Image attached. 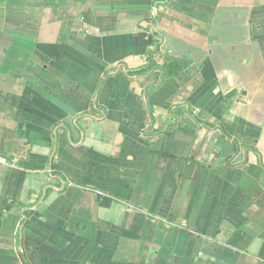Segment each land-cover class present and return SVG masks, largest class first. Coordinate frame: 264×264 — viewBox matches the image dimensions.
<instances>
[{
  "label": "crops",
  "instance_id": "0c3cea01",
  "mask_svg": "<svg viewBox=\"0 0 264 264\" xmlns=\"http://www.w3.org/2000/svg\"><path fill=\"white\" fill-rule=\"evenodd\" d=\"M0 264H264V0H0Z\"/></svg>",
  "mask_w": 264,
  "mask_h": 264
},
{
  "label": "trees",
  "instance_id": "16d2710c",
  "mask_svg": "<svg viewBox=\"0 0 264 264\" xmlns=\"http://www.w3.org/2000/svg\"><path fill=\"white\" fill-rule=\"evenodd\" d=\"M182 67L180 64H167L164 65V76L174 78L180 75Z\"/></svg>",
  "mask_w": 264,
  "mask_h": 264
}]
</instances>
